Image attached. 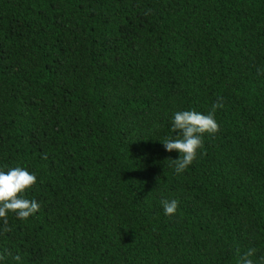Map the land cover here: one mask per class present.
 Listing matches in <instances>:
<instances>
[{
    "label": "trees",
    "instance_id": "16d2710c",
    "mask_svg": "<svg viewBox=\"0 0 264 264\" xmlns=\"http://www.w3.org/2000/svg\"><path fill=\"white\" fill-rule=\"evenodd\" d=\"M217 97L219 131L177 174L173 114ZM17 166L40 210L8 214L0 251L21 261L0 264H262L264 0H0V170Z\"/></svg>",
    "mask_w": 264,
    "mask_h": 264
},
{
    "label": "clouds",
    "instance_id": "9594fccd",
    "mask_svg": "<svg viewBox=\"0 0 264 264\" xmlns=\"http://www.w3.org/2000/svg\"><path fill=\"white\" fill-rule=\"evenodd\" d=\"M223 106V98L217 97V101L211 105L207 114L195 110L177 111L173 114L171 131L176 135L166 137L162 145L167 152L176 151L179 153L177 159H168L177 174L185 171L194 162L199 149L203 147V136L205 134L214 135L219 131L215 113ZM43 158H47L46 154ZM36 182V175L23 167H12L7 171L0 170V220L3 221L0 234L9 233L12 230L8 224L9 213H14L18 219L27 220L40 210L37 201L29 200L23 195ZM161 204L166 216L176 213L177 200H162ZM255 252V248L248 249L239 256V264H254L252 257ZM237 253H239V249H237ZM9 256L13 261H21L18 254L13 255L7 249L0 251V261L6 260ZM260 259L264 264V257Z\"/></svg>",
    "mask_w": 264,
    "mask_h": 264
}]
</instances>
